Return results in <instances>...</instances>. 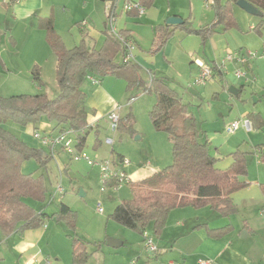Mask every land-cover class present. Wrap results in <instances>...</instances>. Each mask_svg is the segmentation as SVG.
Returning <instances> with one entry per match:
<instances>
[{"label": "rangeland", "instance_id": "374dc122", "mask_svg": "<svg viewBox=\"0 0 264 264\" xmlns=\"http://www.w3.org/2000/svg\"><path fill=\"white\" fill-rule=\"evenodd\" d=\"M61 1L62 4L59 10L56 11V17L60 20L58 26L62 29L60 33L67 47L73 48L79 45L82 40L74 42L72 35H76L79 31L75 21L68 32L69 21H78L80 17H88L89 12L88 10H82L84 4L81 0ZM199 1L204 3L205 7L208 5L211 9L213 0ZM199 1L179 0L176 5L183 10L184 17L189 18L192 5L200 7V4L197 3ZM108 2L110 3V0L107 1V5ZM234 6L237 13L242 11V17H235L233 12L237 26L229 28L226 33L233 49H235L231 52L242 51L247 54L250 51L253 54L250 57V72L247 74L250 82L244 78H237L235 69L228 67L229 76L228 78L226 76L223 81L216 77L219 76L216 73V78L214 77L206 85L195 83L200 74L197 61L205 62L204 64L210 67L216 59L209 48L204 46L201 37L196 34H189L184 30H179L174 36L172 35L163 53L160 52V54L158 53L153 57L151 50L155 38L153 29L156 24L147 22L145 14H147V11L154 13L164 10L166 8L165 1H159L151 9L146 10L145 8V13L138 18L123 16L122 19L126 23L124 24L125 27L130 28L132 31V39L135 45L133 50L134 63L139 65L138 74L146 82L151 81L154 76L164 77L168 80L170 87L188 105L190 112L196 118L198 127L204 135L202 141L208 139L210 153L216 159V168L222 171L228 170L233 163L232 154L238 150L245 153L248 173L244 177V181L253 185L234 194L233 198L237 204L238 212L231 217H222L218 213L209 210L208 207L199 210L209 214V216L210 214L216 215L210 221L211 227H221L229 223L233 225L234 230L224 240L233 245L230 252L235 262L239 264H264V200L261 205L259 201L262 198V191L256 185V183L264 184V161L259 163L257 155L253 154L255 147L259 145L264 147V63H258V60L264 58V25L260 31L251 30V26L257 27L259 25L260 18L249 15L237 5ZM122 7L123 0L120 1L118 6L119 15ZM104 17L106 19V12H104ZM119 20L118 18L116 21L118 29ZM9 22H2L0 25V37L6 35L5 37L8 39L9 36H12L9 30L10 27L7 25ZM101 25L99 31L104 28L103 23ZM192 25L194 24L192 23ZM189 27L191 28V26ZM216 28H218L217 32L219 33L224 30V27L220 25ZM220 30L222 31L220 32ZM40 34V32L34 31L32 49L30 47L23 49L22 47L18 55L12 48L8 49L5 54L8 66L6 69L2 67L0 70V96L46 94L49 98L55 99L60 93L56 80L55 63L57 58L51 51L50 46L45 47V49L40 47L42 39ZM233 35H236V37ZM78 36H81V34L78 33ZM98 36L102 41V35L99 33ZM87 39V45H89V49H92L95 41L91 37ZM94 39L99 40V37H94ZM100 41L97 47L101 46ZM45 44H47L46 41ZM49 54L51 59L48 57ZM222 57H225L224 53H220L217 60ZM37 62L40 63L38 67L41 84L34 81L33 76V69H35L34 66ZM115 62L120 66L123 64L120 53L117 55ZM155 65L157 66V75L154 74V71H151ZM90 77L92 76L90 75ZM93 77L98 79L100 84L95 85L87 77L81 85L82 91L87 95L86 110L89 116L93 113V109L89 105V93L96 88L103 87L114 96L117 107L122 108L120 116L126 127L121 126L114 135L104 126V130H101L99 134L100 139L104 140L107 134L109 135L108 138L114 140V145L108 149H105L106 146L103 145L100 150L95 149L94 142L97 137L91 130L88 133L84 148L90 159L103 163L106 161L112 162L114 160L113 155L115 157L122 156L130 161V166L127 169L128 173L135 171L140 164L157 170L170 166L173 163V146L169 135L166 132L156 131L150 118V111L157 103L155 89L144 92L145 87L131 85L126 77L116 73L98 78ZM255 79L258 82L256 84L263 85V92L256 96L253 90L256 85L252 83L255 82ZM242 86L245 87H243L240 96L236 97L229 93L231 87L240 88ZM243 113H247L246 115H259L261 124L257 125L254 121H251L253 124L252 130L247 131L241 126L238 130L229 132L228 129L232 123L248 118V116L243 118ZM20 128L26 129L27 136L31 134V137L25 136L22 130L15 128H12L11 132L22 141H25L26 137L31 143L33 135L34 140L40 143V145L35 146L36 149L45 150L47 148L34 137L33 133L39 129H34L32 124ZM30 147L32 148V146ZM111 149L114 150L113 153H111ZM146 161L150 162L151 167L146 165ZM61 162L65 164L63 166L65 170H62L54 158L46 167H40L37 164L35 168L30 170V172L35 170L32 172L35 177H42L47 191L45 201L26 200L35 209L36 213L43 212L45 214V224L42 228L51 226L49 240L44 241L42 246L45 252L44 255H48L44 258H49L54 264H72L70 245L73 240L78 239L85 244L88 254L83 264H132L133 261L136 264H170L171 262L174 264H189L190 256L181 253L175 247V243L168 241L166 235L161 240L155 237L153 224L149 225L146 233L158 247L156 253H151L146 248L144 235L120 225L111 218L118 204L132 199L133 194L129 186L123 185L118 189L106 187L107 191H102L104 184L98 166L92 167L84 161H73L64 152L61 153ZM60 185L66 191L63 197L56 196L53 201H50ZM61 204L67 205L75 215V219H71L73 220V227L68 224L64 216H60ZM99 205L103 208V213L98 212ZM178 210L195 212L194 209L189 207L179 208ZM187 216L193 219L192 214H185L181 215L182 218L179 221H183ZM207 218L208 216H206ZM245 221L254 231L251 237H245L243 236L244 232L241 233ZM109 239L122 243V246L119 248L109 247L107 245ZM169 239L171 238L169 237ZM57 255H60L61 258ZM201 259L212 260L197 257L196 264H199Z\"/></svg>", "mask_w": 264, "mask_h": 264}, {"label": "trees", "instance_id": "16d2710c", "mask_svg": "<svg viewBox=\"0 0 264 264\" xmlns=\"http://www.w3.org/2000/svg\"><path fill=\"white\" fill-rule=\"evenodd\" d=\"M18 1L22 0H10V3ZM152 1L141 0V4L147 7L153 5ZM238 1L227 0L222 3L221 0H213L211 7L215 12L217 25L223 26L224 31L237 26L233 6ZM246 1L263 14L259 25L253 28L260 31L264 25V0ZM187 23L185 20L179 28L189 34H196L203 40L215 32L214 26L191 29ZM39 25L46 31L48 45L57 58L56 80L60 93L55 99L46 94L0 96V230L5 236L40 228L45 224V214L36 213L26 201L46 200L47 191L43 179L35 177L33 173L24 174L22 166L35 161L40 167H46L53 159L48 150L27 146L6 125L32 124L37 128L41 119L46 118L55 124L54 131L57 133L67 129L78 133V147L84 149L91 129L86 110L87 95L82 91L81 85L90 75L98 78L116 73L126 77L131 85L145 87L144 92L155 89L157 103L150 111L151 122L156 131L169 135L173 146V163L170 166L141 181L127 184L133 197L117 205L111 215L113 220L141 235L153 224L155 237L159 238L170 213L178 208L208 207L223 217L237 213L238 207L233 196L249 185L244 181L248 173L244 152L238 150L232 154L233 163L228 170L216 168V159L210 153L209 141H202L204 135L188 105L170 87L166 78L154 76L147 83L138 74L139 65L134 61L118 65L115 60L119 53L123 57V48L111 37L107 28L101 48L89 50L83 41L71 49L67 48L54 27L53 19H42ZM169 27L164 24L155 28L152 53L160 51L172 37L174 31H169ZM120 32L127 38H132L128 32ZM33 76L34 81L41 84L39 68L33 70ZM242 90L243 88L239 90L238 96ZM248 120L252 129L251 121L261 124L259 115H248ZM121 126L126 127L122 120L119 128ZM83 130L85 134L81 135ZM100 143L97 142L96 145H101ZM254 153L260 162L264 161L262 145L255 147ZM122 158L124 157H115V160ZM60 216H64L73 227L71 219H75V215L67 205L61 204ZM208 231L210 236L220 237L230 232V229L224 227ZM87 257L85 244L78 239L73 240V264H83Z\"/></svg>", "mask_w": 264, "mask_h": 264}, {"label": "crops", "instance_id": "0c3cea01", "mask_svg": "<svg viewBox=\"0 0 264 264\" xmlns=\"http://www.w3.org/2000/svg\"><path fill=\"white\" fill-rule=\"evenodd\" d=\"M81 1H83V4H84V9L82 8V10H88L89 18L80 17L78 21L77 20L69 21V24L67 27L68 32L70 28H72L73 22L76 21V26L79 31L78 33H80L81 36H78V33H76V35L73 34L72 38H74V42H77V40H82L86 44L87 48L89 49L88 47L89 45H87L86 41L88 40L87 39L88 37H91L95 41V45H92L93 46L92 49L94 48L99 49L101 48V46L103 45L105 41L104 32L106 31L107 26H106V19L104 17V12H106L107 10L106 7H107L108 0H81ZM147 1L150 2V0H147ZM159 1L166 2V8L164 10H161L159 12L156 11L154 13L151 11H147V14H145V20L147 22H152L156 24L153 29L154 34L156 33L155 28L157 26L167 24V20L171 17L181 18L184 21V23L186 20L188 22L187 23L188 27L191 26V29H201L205 27L214 26L215 32L212 35H210L207 39L205 40L202 39L203 43L205 44L204 46L209 48L210 52L216 59L215 62L210 67H215L217 63H219L223 58H225V57H222L217 60L218 56H220V53L222 54L224 53L226 56L227 54L231 53V51L235 50L233 49V46L231 45L229 41L226 31L220 30V32L222 31L221 33L217 32L218 28H216V26L218 25L215 19V12L212 7L211 9L209 8L208 5L207 7H205L204 3L198 0L199 2L197 3L200 4V7H197L193 4L189 18H185L184 17L185 15L183 14V10L179 6L176 5L179 0H153L152 1L153 5L145 7L146 10L154 7L155 4L159 3ZM221 1L222 3L227 2V0H221ZM100 3H102L103 5ZM61 4H62L61 0H22L16 3H13V4L10 3V0L5 1V2L0 0V25L2 24V22L6 23L7 21H10L7 25L10 27L9 29L11 31L10 34H12V36H9L8 38L9 41L7 37H5L6 35L4 37H0V70L2 69V67L6 69L8 66L5 54L7 53L9 48H12L16 52V55L20 53L22 47L23 49L26 47H30L32 49V45L34 43V39H33L34 31H38L41 33L40 35L42 36V39L40 42V47L42 49L44 47L45 49V47L49 46L47 45L48 42H47V37H46V31L42 29L39 25L40 20L42 19H48V18L53 19L54 27L63 39V36L60 33V30L62 29L58 26V24H60V20L56 17V11L59 10V7L61 6ZM233 12H234L235 17H238V16L242 17V14H241L242 11L237 13L235 10V6H233ZM123 16H127L130 18H138L140 15L138 14V12L132 11V12H126V13L121 12V14L118 17L120 19L118 21L119 31L128 32L132 37L131 29L125 27L124 25L126 23L122 19ZM83 21H87L88 23V26L86 29H82L80 26L81 22ZM102 23L104 25V28L101 29V31H99V28H101ZM192 23L194 25H192ZM169 26L170 27L168 28V30L174 31L173 36L175 35L177 31L183 30L182 28H179L180 26H172V25H169ZM253 27L254 26H251L250 29L253 30ZM40 30L44 32H41ZM99 33L102 35V41H100V36H98ZM233 36L236 37V35H233ZM44 37H45V41L47 42V44H45ZM94 37H99V40L94 39ZM99 41L101 42V46L97 47V44ZM168 42L166 43V45L168 44ZM64 44L66 45L65 41H64ZM166 45L156 54L152 53L151 51V55L154 57L158 53L160 54V52L163 53V50H165ZM48 57H50L51 59L50 54L48 55ZM258 63H264V58H261L260 60H258ZM38 65H40L39 62L36 63L34 68H39ZM55 67L57 69V61L55 63ZM228 67L230 69L237 68L235 64L229 63L226 66V69H225L226 71L222 72L223 74L217 73L219 76H216V77H219V79H221L222 81L226 79V76L228 78L229 76ZM151 71L152 72L154 71V74L157 75V66L155 65L154 69H152ZM252 83H255L256 85L253 89L255 96L257 94H261L263 92L262 90L263 85L256 84L258 83L257 79H255V82H252ZM95 85H98V84H95ZM243 87L245 86L237 88L238 93H239V90L242 89ZM89 94H90V98H88L89 105L92 107L93 113L92 115L89 116L88 122L90 124L95 123V128L92 130L95 133V136L97 137L94 142L95 145L97 144V142H101L100 143L101 145H96L97 147L95 146L96 147L95 149L100 150L103 147V145L106 146L105 149L111 148V146H108L105 144V140L108 138L109 135L106 134V137L103 140V139H100L99 134L101 130H104L103 129L104 126L109 131L107 116L109 113H111L112 111H115L118 108L116 105L117 103L114 99V96L110 94L103 87L96 88ZM246 114L243 113V118H247L248 115ZM246 120H248V118ZM20 127L21 126L14 124V123H8L6 125V128L9 129L10 131L12 130V128H15L17 130H22L23 134L27 136L26 129L23 130ZM34 129L36 128L34 127ZM37 129L39 130H36V131L42 134L57 133L54 131L55 124L50 123L46 118L41 119V121L37 124ZM27 137H31V134L30 135L28 134ZM24 142L28 146L29 145L32 146V148H35V146L40 145L39 142L34 140L33 135H32V143L30 142V140H27L26 137H25ZM113 151L114 150L111 149V153H113ZM61 153L62 151L59 150L58 156L54 157V159L61 166L62 170H65V167H63L65 166V164L61 162ZM114 156L115 155H113V158L115 159ZM147 163L148 161H146V165ZM259 163L261 162L259 161ZM36 166H37V163L35 161L24 163L22 166V172L24 174H32V172L35 170H33L32 172H30V170L31 168L33 169ZM148 167H151V164ZM160 170L161 169L157 170L154 168H147L143 166L142 164H140L139 167L135 171L128 173V174L131 178V181L137 182L147 177H150L151 175H153L154 173ZM250 185H253V184L249 183L248 186ZM256 185L259 186L262 191L261 193L262 198L259 201V203H261L262 205L263 200H264V189H263L264 184L256 183ZM189 208H192V207H189ZM202 208H192L195 210V212H191L189 210H178L179 208L173 210L170 213L167 225L165 229L163 230L161 236L159 238L157 237L156 238L158 240H161L162 237L166 235V238H168V241H170L173 244L175 243V247L181 253H185L190 256L189 264H196L195 260L197 259V257L212 259L213 264H239L232 259V255L230 251L233 249V245L232 244L230 245L228 242L224 240L234 230L233 225L229 223L221 227H211L210 221H212L216 217V215L210 214V216L212 215L210 217L209 214L202 212V210H199ZM209 210L211 209L209 208ZM178 211H183V212H178ZM185 214H192L193 219H190V217L187 216L186 219H183V221H179V219L182 218L181 215H185ZM174 215H176L175 218H173ZM195 216H196V219H195ZM206 216H208L207 219H206ZM172 218L174 219V223H173ZM224 227H229L230 232L220 237L210 236L208 230H217V229H221ZM50 228L51 226H48L45 228L40 227V228L27 230L23 232H14L9 236H5L0 230V264H42V261H44L45 259L44 257H48V255H44L45 252L42 249V246H43L44 241L49 240V236L51 233ZM242 232H244L243 236L245 237H251L254 234V231L248 225L247 221H245L244 223L241 233ZM169 237L171 239H169ZM70 247H71V255H72V244L70 245ZM39 252L40 254H42V256H40ZM58 257L61 258L60 255ZM64 264H67V263H64Z\"/></svg>", "mask_w": 264, "mask_h": 264}, {"label": "built area", "instance_id": "2783aa9c", "mask_svg": "<svg viewBox=\"0 0 264 264\" xmlns=\"http://www.w3.org/2000/svg\"><path fill=\"white\" fill-rule=\"evenodd\" d=\"M2 1H9V0H2ZM121 0H110V3L108 2L107 10H106V26L108 33L119 42V44L123 48V63H128L134 61V55L133 50L135 49V45L132 38H127L121 32L119 31L116 21L119 17L118 13V6ZM136 11L139 13V15H142L145 13V7L141 4V1L139 0H123V7L121 12H132ZM82 29H86L88 26L87 21H83L80 24ZM253 54L251 52H248L247 54H244L242 51H236L231 52L225 56L215 67H209L205 65L204 63L197 61V64L200 68V74L197 78V81L195 83L199 85H206L209 81H211L216 73L223 74L222 72L226 71V66L228 63H233L237 66L235 69V76L239 79L244 78L246 81L248 80L247 74L250 72V57ZM264 57V56H263ZM90 81H92L94 84H100V81L96 79L95 77H88ZM121 107L118 108L115 111H112L108 114L107 120H108V126L109 131L113 133L114 135L119 130L120 122H121V116L120 111ZM89 127L91 130L95 128V123L90 124ZM245 128V130L250 131L252 130V125L249 120L243 119L239 121H235L232 123L231 127L228 129L229 132H234L238 130L240 127ZM81 135H84V130L80 132ZM35 139L41 141L43 145H45L49 153L54 157L58 156L59 150L66 153L73 161L79 162L84 161L89 166L96 167L98 166L100 168L101 173V179L103 181L104 187L102 188V191H107L106 187L112 188V189H118L119 187L123 185H127L131 182V178L128 174L127 169L130 166V161L122 158L120 160H114L112 162L106 161L103 163H98L90 159L88 154L84 151V149H79L78 147V133L71 129L64 130L63 132H58L54 134H44L40 132L34 133ZM105 144L108 146L114 145V140L112 138H107L105 140ZM121 164V165H119ZM147 166H150V163H147ZM65 188L63 186H58L56 192L51 197L50 201H53L56 196L63 197L65 193ZM99 213H103V208L99 205L97 208ZM144 235V241L146 244V248L151 253H156L158 251V247L155 245L152 238L148 237V234L145 233ZM42 264H54L52 260L49 258H45L44 261H42ZM132 264H136L135 261L132 262ZM170 264H174L171 262ZM199 264H213L212 260H204L201 259L199 261Z\"/></svg>", "mask_w": 264, "mask_h": 264}, {"label": "water", "instance_id": "95a60500", "mask_svg": "<svg viewBox=\"0 0 264 264\" xmlns=\"http://www.w3.org/2000/svg\"><path fill=\"white\" fill-rule=\"evenodd\" d=\"M236 5L240 9H242L243 11L247 12L251 16H255V17H259V18H261L263 16V14L259 10H257L255 7H253L246 0H239ZM167 24L172 25V26H181L184 24V21L178 17H171L167 20ZM229 93L233 96H236V97H238V95H239L238 89L235 87H231L229 89ZM107 245L111 248H119L122 246V243H120L116 240H113V239H109Z\"/></svg>", "mask_w": 264, "mask_h": 264}]
</instances>
